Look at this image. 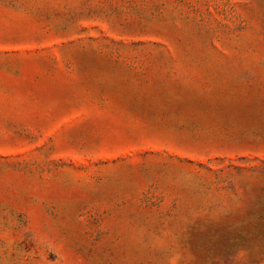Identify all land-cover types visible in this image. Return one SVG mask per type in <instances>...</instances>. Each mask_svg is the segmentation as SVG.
Segmentation results:
<instances>
[{
    "label": "rangeland",
    "instance_id": "374dc122",
    "mask_svg": "<svg viewBox=\"0 0 264 264\" xmlns=\"http://www.w3.org/2000/svg\"><path fill=\"white\" fill-rule=\"evenodd\" d=\"M0 264H264V0H0Z\"/></svg>",
    "mask_w": 264,
    "mask_h": 264
}]
</instances>
